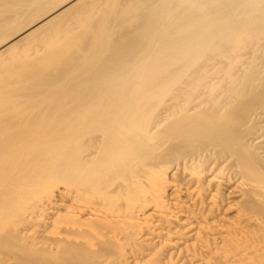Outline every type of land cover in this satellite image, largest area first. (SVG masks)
<instances>
[{"label": "bare ground", "instance_id": "6f19581e", "mask_svg": "<svg viewBox=\"0 0 264 264\" xmlns=\"http://www.w3.org/2000/svg\"><path fill=\"white\" fill-rule=\"evenodd\" d=\"M0 264H264V0H0Z\"/></svg>", "mask_w": 264, "mask_h": 264}]
</instances>
